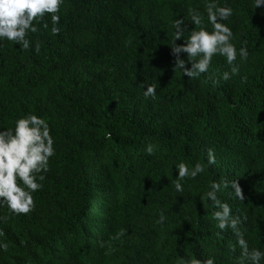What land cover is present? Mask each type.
<instances>
[{
	"label": "trees",
	"instance_id": "obj_1",
	"mask_svg": "<svg viewBox=\"0 0 264 264\" xmlns=\"http://www.w3.org/2000/svg\"><path fill=\"white\" fill-rule=\"evenodd\" d=\"M217 2L233 9L224 23L249 53L228 81L213 57L218 86L173 70L172 24L183 19L187 39L195 11L210 31L207 0H64L58 35L46 16L28 51L0 41V128L36 114L56 149L34 210L0 208V264H248L238 237L216 226L205 199L213 181L241 188L242 200L231 187L218 199L240 217L249 249L264 250V6ZM143 84L157 85L155 98ZM181 162L204 171L177 192Z\"/></svg>",
	"mask_w": 264,
	"mask_h": 264
},
{
	"label": "clouds",
	"instance_id": "obj_2",
	"mask_svg": "<svg viewBox=\"0 0 264 264\" xmlns=\"http://www.w3.org/2000/svg\"><path fill=\"white\" fill-rule=\"evenodd\" d=\"M64 0H0V41H8L14 46H19L23 51H28L32 44L30 34L37 33L38 24L45 21L46 16L50 17L52 35L60 33V9ZM253 9L264 6V0H253ZM207 21L211 25L209 31L202 23L201 16L195 11L190 12L191 22L198 27V30L187 31L188 37L184 39L186 29L183 19H176L173 24L171 40V52L175 56L174 72L183 74L190 79H198L206 75L209 82L218 86L220 79L215 73L209 71L214 56L223 57L229 67V71L222 73L221 78L228 81L232 76L240 72V66L249 59L246 47L237 49L234 40V33L224 21L233 15V9L227 6H220L217 0H207L206 3ZM43 27L48 29L49 25L44 22ZM177 40L184 43L177 45ZM131 43V41H127ZM181 53L187 54V62L191 67L186 68V61L180 58ZM239 57L240 63H236ZM145 88L142 91L145 98L156 97L157 85H140ZM0 208H7L8 212L15 216L28 215L35 208L34 193L43 188L45 180L44 173L49 171V162L56 155L55 141L51 135V129L47 120L36 114H27L18 117L11 128H0ZM111 139V134H107ZM148 155L154 154V146L146 148ZM215 155L211 150L207 153L208 165L214 164ZM177 175L173 179L177 192H183L184 186L181 183L185 179L195 180L204 171L200 163L194 164L191 168L181 162L175 166ZM235 192V196L242 200L241 188L234 181L229 184L213 181L209 190L205 193V199L211 202L214 209L213 218L217 221V228L222 232L231 230L237 237V243L241 248L242 255L248 264H262L264 262V250L260 248L249 249L247 241L240 231V217H234L232 210L227 203H222L217 193L222 188H229ZM166 217L160 214L159 221L163 223ZM2 235V233H0ZM126 235L125 229H120L110 240L117 241ZM111 247V244L108 245ZM0 250L7 251V245L0 242ZM235 251V248H233ZM181 264H189L181 260ZM196 264H200L196 261ZM206 264H214L208 259Z\"/></svg>",
	"mask_w": 264,
	"mask_h": 264
}]
</instances>
